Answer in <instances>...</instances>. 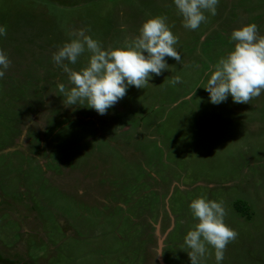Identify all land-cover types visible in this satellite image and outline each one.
<instances>
[{"label":"rangeland","instance_id":"1","mask_svg":"<svg viewBox=\"0 0 264 264\" xmlns=\"http://www.w3.org/2000/svg\"><path fill=\"white\" fill-rule=\"evenodd\" d=\"M205 15L189 30L174 0H0L11 60L0 78L2 248L17 244L32 264H191L189 205L202 197L222 202L238 233L221 264H264V92L213 104L204 88L233 29L252 22L264 35V0H219ZM151 16L167 18L180 61L165 57L168 69L105 115L65 106L57 85H71L52 54L68 32L123 47ZM202 264H217L211 247Z\"/></svg>","mask_w":264,"mask_h":264},{"label":"clouds","instance_id":"2","mask_svg":"<svg viewBox=\"0 0 264 264\" xmlns=\"http://www.w3.org/2000/svg\"><path fill=\"white\" fill-rule=\"evenodd\" d=\"M218 3L219 0H174L184 28L189 30H196L206 22V12L216 15ZM166 19L163 16L147 18L138 35L116 48H102L83 28L69 31L71 39L52 54V60L67 74L71 85H57L64 105L86 102V107L105 115L127 94L129 86L145 88L153 75L159 76L168 69L165 57L179 62L180 53L174 47L178 37L170 30ZM6 35V27L0 26V36ZM230 38L235 42L234 48L219 59L204 86L213 104L224 102L229 95L234 103H250L264 92V35L250 22L233 29ZM85 51L90 53L86 66L78 71L69 67L76 64ZM10 65L11 60L0 50V78ZM171 82L180 83L181 78L177 76ZM189 207L198 221L184 237L191 264H202L209 247L214 250L217 264H221L227 245L238 236L224 222L226 210L222 202L199 197L193 199Z\"/></svg>","mask_w":264,"mask_h":264},{"label":"flooded vegetation","instance_id":"3","mask_svg":"<svg viewBox=\"0 0 264 264\" xmlns=\"http://www.w3.org/2000/svg\"><path fill=\"white\" fill-rule=\"evenodd\" d=\"M17 244L13 246L12 249H4L0 246V257L3 259L11 260V261H16L17 264H32L30 260H28V257H24L20 255V249H16ZM3 259H0L2 261L1 264H9L4 262ZM4 262V263H3ZM46 263V262H45Z\"/></svg>","mask_w":264,"mask_h":264},{"label":"trees","instance_id":"4","mask_svg":"<svg viewBox=\"0 0 264 264\" xmlns=\"http://www.w3.org/2000/svg\"><path fill=\"white\" fill-rule=\"evenodd\" d=\"M244 206H245V205H244L239 199H236V200L234 201V208H235L237 211L241 212L242 214L247 212V207L245 208ZM242 211H243V212H242ZM0 259H3V258L0 257ZM3 260H4V262L9 263V264H17L16 261H11V260H7V259H3ZM1 261H2V260H1Z\"/></svg>","mask_w":264,"mask_h":264}]
</instances>
